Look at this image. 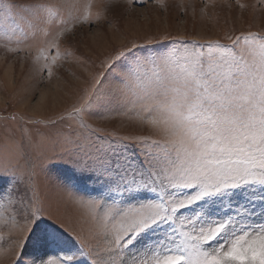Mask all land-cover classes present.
I'll list each match as a JSON object with an SVG mask.
<instances>
[{"label":"snow or ice","instance_id":"obj_1","mask_svg":"<svg viewBox=\"0 0 264 264\" xmlns=\"http://www.w3.org/2000/svg\"><path fill=\"white\" fill-rule=\"evenodd\" d=\"M14 7L0 5L4 19H12ZM22 7L42 9L49 22L59 11ZM125 67L120 85L97 94L95 106L108 119L107 103L119 100L124 114L134 112L159 138L106 136L82 120L84 131L50 158L71 164L107 193L111 203L94 234L103 245L79 236L73 243L62 221L49 215L52 223L45 222L35 169L21 192L16 173L4 168L0 180L9 188L0 200L11 203L15 186L20 204L27 201L13 264H264V35L238 36L231 47L207 51L176 46Z\"/></svg>","mask_w":264,"mask_h":264},{"label":"rangeland","instance_id":"obj_2","mask_svg":"<svg viewBox=\"0 0 264 264\" xmlns=\"http://www.w3.org/2000/svg\"><path fill=\"white\" fill-rule=\"evenodd\" d=\"M3 4L15 7L12 19H4L0 8V170L15 172L23 192L27 173L35 169L45 222L52 223L47 219L51 215L63 222L73 243L79 236L94 246L98 241L103 245V238L94 234L111 201L99 183L64 160L50 158L84 131L82 120L106 136L159 138L134 112L124 114L126 105L119 100L107 103L111 118H102L96 95L115 90L134 57H155L185 45L205 51L215 44L231 47L238 36L264 35V0H0ZM37 4L59 11L49 22L42 9L22 7ZM8 188L7 179L0 180V193ZM89 200H101L102 206L86 207ZM0 203V264H13L27 201L20 204L13 186L11 203Z\"/></svg>","mask_w":264,"mask_h":264}]
</instances>
